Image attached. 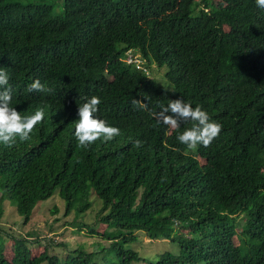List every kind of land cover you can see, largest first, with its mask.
<instances>
[{
    "label": "trees",
    "instance_id": "16d2710c",
    "mask_svg": "<svg viewBox=\"0 0 264 264\" xmlns=\"http://www.w3.org/2000/svg\"><path fill=\"white\" fill-rule=\"evenodd\" d=\"M214 1L64 0L55 13L42 2L0 0L11 106L22 116L45 113L29 140L0 145V264H264V9ZM129 50L148 69L167 67V86L127 64ZM36 79L52 91L28 92ZM92 96L101 99L95 115L121 133L82 148L78 107ZM177 98L222 125L209 147L178 141L193 121L173 130L151 115ZM55 193L71 224L109 244L85 252L60 242L62 260L53 239L33 255L44 238L8 235L6 202L27 224ZM93 196L102 205L88 224ZM141 231L180 252L144 257L126 247Z\"/></svg>",
    "mask_w": 264,
    "mask_h": 264
},
{
    "label": "clouds",
    "instance_id": "9594fccd",
    "mask_svg": "<svg viewBox=\"0 0 264 264\" xmlns=\"http://www.w3.org/2000/svg\"><path fill=\"white\" fill-rule=\"evenodd\" d=\"M255 3L257 7L264 9V0H255ZM125 61L137 70L146 71L150 75V69L147 68L144 59L138 52L134 53L129 50ZM8 85L9 74L0 68V145L12 148L17 144V140L25 142L31 138L35 127L43 122L45 113L43 108H40L32 115L22 116L16 107L11 106L12 89ZM27 90L30 93L52 91L39 79L29 84ZM100 103V97L92 96L78 107L79 119L75 124L74 137L78 146L82 148H88L100 139L104 142L111 141L121 133L118 127L110 126L105 120L95 115L99 111ZM132 104L140 109L147 108V103L141 99L134 98ZM151 115L157 120V123H162L173 130L178 129L181 122L193 121V127L177 137L178 141L186 145L189 150H195L198 145L209 147L213 140L219 137L222 130V125L211 120L206 110L200 106L193 108L182 98L172 99L166 106L160 105L159 111L153 112ZM134 146L141 147L142 141L135 140Z\"/></svg>",
    "mask_w": 264,
    "mask_h": 264
},
{
    "label": "rangeland",
    "instance_id": "374dc122",
    "mask_svg": "<svg viewBox=\"0 0 264 264\" xmlns=\"http://www.w3.org/2000/svg\"><path fill=\"white\" fill-rule=\"evenodd\" d=\"M27 3H39L42 2L46 5L52 7L55 13L62 12L64 0H24ZM216 2V0L214 1ZM167 67H157L153 65L150 67V77L155 78V81L163 86H167L168 79L166 77ZM171 86V84H170ZM94 203L92 207L84 215V221L88 224H94L97 220V212L100 210L102 201L97 199L96 196H93ZM6 215L3 217L2 225L9 233L11 234H20L23 236L32 237L38 235L44 238L42 241V247L35 246L32 249L33 255H39L42 251L46 242H49V239L55 241L54 244L50 247V251L59 254L62 260L65 259L67 255V248H63L59 245L60 242H69L71 248L82 249L85 252H94L100 250L102 246L98 249L96 247V242L101 244L108 245L109 241L103 239L102 237L89 236L84 228L80 229L76 227L71 222L74 219V214L65 215V200L59 196L58 193H55L52 197L47 200H43L39 203L40 208L38 212L32 217V219L27 224H22L23 217L17 212L15 205H11L8 201ZM54 205L58 207V212L55 213L52 210ZM58 219V220H56ZM104 227H99L100 230H103ZM139 239L135 242L125 245L128 248L137 249L141 255L144 257H155L164 250H170L174 254L180 252V247L177 243L171 242L166 239H149L148 235L145 232H137ZM8 250V255L13 254V238H10V243L6 246ZM146 264V263H138Z\"/></svg>",
    "mask_w": 264,
    "mask_h": 264
}]
</instances>
